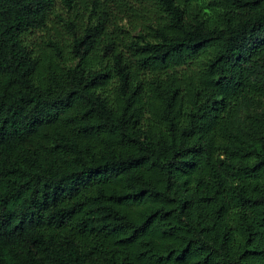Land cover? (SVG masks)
Wrapping results in <instances>:
<instances>
[{"label": "trees", "instance_id": "obj_1", "mask_svg": "<svg viewBox=\"0 0 264 264\" xmlns=\"http://www.w3.org/2000/svg\"><path fill=\"white\" fill-rule=\"evenodd\" d=\"M0 264H264V0H0Z\"/></svg>", "mask_w": 264, "mask_h": 264}]
</instances>
